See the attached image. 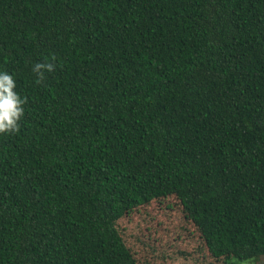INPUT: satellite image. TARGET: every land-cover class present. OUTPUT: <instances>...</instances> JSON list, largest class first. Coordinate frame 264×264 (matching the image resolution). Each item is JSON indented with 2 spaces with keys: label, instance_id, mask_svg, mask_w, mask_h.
I'll return each mask as SVG.
<instances>
[{
  "label": "trees",
  "instance_id": "16d2710c",
  "mask_svg": "<svg viewBox=\"0 0 264 264\" xmlns=\"http://www.w3.org/2000/svg\"><path fill=\"white\" fill-rule=\"evenodd\" d=\"M0 72V264L264 255V0H0Z\"/></svg>",
  "mask_w": 264,
  "mask_h": 264
},
{
  "label": "clouds",
  "instance_id": "9594fccd",
  "mask_svg": "<svg viewBox=\"0 0 264 264\" xmlns=\"http://www.w3.org/2000/svg\"><path fill=\"white\" fill-rule=\"evenodd\" d=\"M53 60L55 57L52 58ZM53 63H37L33 71L38 75L37 83L44 80L43 71L52 72ZM16 82L7 72H0V134L15 133L19 131L18 122L24 115L26 98L22 99L14 91Z\"/></svg>",
  "mask_w": 264,
  "mask_h": 264
},
{
  "label": "rangeland",
  "instance_id": "374dc122",
  "mask_svg": "<svg viewBox=\"0 0 264 264\" xmlns=\"http://www.w3.org/2000/svg\"><path fill=\"white\" fill-rule=\"evenodd\" d=\"M121 225H123V222H121ZM192 230V227H190ZM157 264H178L176 261H159ZM187 264H205L204 262H199L198 260H191ZM226 264H264V255L260 256L258 258L250 259V260H230Z\"/></svg>",
  "mask_w": 264,
  "mask_h": 264
}]
</instances>
